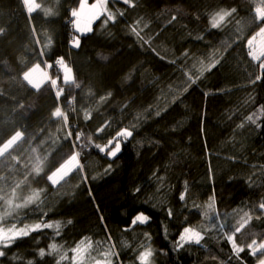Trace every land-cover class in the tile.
Listing matches in <instances>:
<instances>
[{
    "label": "trees",
    "instance_id": "1",
    "mask_svg": "<svg viewBox=\"0 0 264 264\" xmlns=\"http://www.w3.org/2000/svg\"><path fill=\"white\" fill-rule=\"evenodd\" d=\"M79 2L0 0V194L40 195L1 226L60 225L0 246V264H95L105 253L140 264L146 247L152 264H259L248 244L264 242V74L247 48L264 26L252 20L259 0H106L85 35L72 23ZM36 66L49 76L38 89L25 79ZM122 129L132 136L115 157L95 147H114ZM73 152L82 171L53 186L48 174ZM141 214L149 220L133 225ZM185 227L199 244L180 242Z\"/></svg>",
    "mask_w": 264,
    "mask_h": 264
},
{
    "label": "snow or ice",
    "instance_id": "2",
    "mask_svg": "<svg viewBox=\"0 0 264 264\" xmlns=\"http://www.w3.org/2000/svg\"><path fill=\"white\" fill-rule=\"evenodd\" d=\"M125 4H129L130 6H134L131 3V0H123ZM106 11V0H96V3L92 4L89 6L87 4V0H80L79 2V8H74L71 10V16L75 18L72 23L77 32H80L83 34L85 31H91V23L98 19L101 14H103ZM256 15L252 17V20L259 22L261 24H264V0H259V3L256 4L255 9H254ZM237 12V9L232 8L230 11L227 10H220L216 12L212 18H211V27L212 28H218L221 26V24L225 21L227 17L232 16ZM86 17L87 22L85 24H81V18ZM108 20H114L115 17L112 16L111 14H108L107 17ZM174 20L175 17H172ZM107 21H105L106 23ZM139 23V22H138ZM133 32H136V28L133 27ZM139 35V33H136ZM257 36L259 37H264V26H261L259 28V32L256 34V36H253L251 39L247 41V45L249 47V56L252 57L253 60L259 61V69L262 74H264V60L261 59L262 56H264V51H261L259 54L254 49V41L257 39ZM49 44H51V41H49ZM72 46L78 48L80 46V40L79 37H73L72 40ZM188 54L185 53V56ZM57 64L60 65V68L62 72L65 75L66 79H72V69L68 67L64 61L63 58H58L57 59ZM216 63H219L217 60L215 63L211 65V67H215ZM261 75H257L255 77V80L252 82L255 83L256 80H260ZM195 81H193L194 83ZM186 90V89H185ZM103 99V98H102ZM61 113L59 109L56 110L54 113L55 116H59ZM89 115L85 116V119H89ZM247 119L251 121L252 123H256V120L253 119V116H248ZM259 126V125H257ZM98 132H103L104 128L101 127L97 129ZM71 135V133H69ZM132 136V132L127 130V129H122L120 132L116 134V140L115 146L111 147L113 144V139L108 140L107 144L104 146H101L100 144H96L95 147L99 149L101 153H104L107 150V156L108 158H113L115 157L120 151H121V143L122 141L119 138H123L126 140L128 137ZM77 140L80 139V134H77L76 137ZM89 139H91L89 137ZM79 157V152H73L72 156L67 159L61 166H59L55 171L51 172L48 174V181L51 182L52 185L58 184L64 177H66L70 172H72L74 169H81L82 171V166L80 164V161L78 159ZM111 166H109L110 168ZM37 171H40L39 168H37ZM181 200L184 199V196L181 195ZM39 200V192L34 193L32 196L28 197V199L23 203V204H17L14 207L11 205V202H9V211L3 212L2 215H0V220H3L5 217L10 216L12 213L16 212L17 209H20L22 207L27 206L28 204L33 203L34 201ZM259 207L261 209H264V203H260ZM169 215H171V212H169ZM244 217H247L246 219ZM244 217L241 218V221H239V226L235 228V232H239L245 224L248 223V220L251 219V216L248 215V213L244 214ZM149 220V217L146 215H137L134 220H132V224L135 225L137 222L140 223H146ZM68 223H71V221H68ZM59 229L60 225L57 223L53 225L52 223H45V222H40V223H35L32 225H27L25 224L24 227L22 228H17L16 224H12L10 227L7 229L0 227V244L3 245V247H8L10 246L11 243H13L18 237L22 236H27L30 234V232L33 231H38L41 229H50L53 228ZM223 228V225L220 226ZM59 233L57 232V235ZM180 241L184 242H191L194 241L195 243L199 244L200 240L202 239L201 235L199 232L195 231L193 228L190 227H185L183 229V233L180 235ZM228 239L230 242H232L233 249L235 252L238 254L239 252L243 251V248L237 247L235 244V241L233 239V235L229 234ZM84 244V241H81V245ZM182 246V245H181ZM50 247L55 250L56 245L52 244ZM90 247V245H89ZM248 248L251 249V254L253 256L256 255V253L259 251L262 256H264V242L257 243L255 239L252 240L250 244H248ZM74 253H77L76 256L73 257L74 261H78L79 254L81 252V247L78 245L77 248L73 249ZM6 253L0 248V257H4ZM39 255L43 257L45 255V252L43 249L40 250ZM106 256L108 255H114V253H105ZM152 257V250L148 247L145 248L143 252H141L138 256V259L140 260V264H152L151 258ZM31 264V262H29ZM97 264H100L98 261ZM108 264H111V261H108ZM259 264H264V259L259 260Z\"/></svg>",
    "mask_w": 264,
    "mask_h": 264
},
{
    "label": "rangeland",
    "instance_id": "3",
    "mask_svg": "<svg viewBox=\"0 0 264 264\" xmlns=\"http://www.w3.org/2000/svg\"><path fill=\"white\" fill-rule=\"evenodd\" d=\"M86 23V21H81V24L83 25V24H85ZM75 30V29H74ZM91 31H92V28H91ZM91 31H85V32H83V34L82 33H80V32H77L76 30H75V32L78 34V35H85V34H88V33H90ZM254 36H256V35H254ZM71 45H72V43H71ZM73 47V46H72ZM73 48H76V47H73ZM247 48H248V50H249V47H248V45H247ZM254 49H255V51L257 52V54H259L261 51H264V37H259V36H257V39L254 41ZM251 57V56H250ZM252 58V57H251ZM261 59L262 60H264V56H262L261 57ZM255 62H259V61H257V60H254ZM35 69H37V70H35ZM30 72V71H29ZM27 73L26 75H25V79H26V81L28 82V84L32 87V88H34V89H38L40 86H42L45 82H47V80H48V78H49V76H48V73H47V69H46V67L45 66H36L34 69H32V71L30 72V73ZM34 73H37V74H34ZM72 77H73V73H72ZM63 81L64 82H66V83H69V82H72L73 81V78L72 79H66L65 78V75H64V73H63ZM1 152H2V149H1V151H0V154H1ZM74 170H76V169H74ZM73 170V171H74ZM72 171V172H73ZM72 172H70L69 174H71ZM68 174V175H69ZM67 175V176H68ZM66 176V177H67ZM65 178V177H64ZM63 180V179H62ZM51 183V182H50ZM57 185V184H56ZM56 185H53V186H56ZM34 193H36V192H33V193H31V194H24V193H22V194H20V193H16V192H13V193H8V192H5V193H1L0 194V200L3 202V203H1V205L2 204H4L5 203V207L3 208V210L2 211H0V215H2L3 214V212H5L6 210L7 211H9V202H11V205L14 207L15 205H17V204H23L27 199H28V197H30V196H32ZM39 198H40V195H39ZM38 200H36V201H34L33 203H35V202H37ZM32 204V203H31ZM0 205V208L2 207ZM29 205V204H28ZM27 205V206H28ZM18 210V209H17ZM0 227H2L1 226V220H0ZM5 229H7V228H5ZM181 243H189V242H184V241H180ZM191 242H194V241H191ZM195 243V242H194ZM0 246H3V245H1L0 244ZM105 255V254H104ZM102 255H100L99 257L101 258H99L100 260H99V262H100V264H108V261L110 260L111 261V264H116L115 263V261H114V259H113V257L112 256H102ZM95 264H97V262L95 263Z\"/></svg>",
    "mask_w": 264,
    "mask_h": 264
},
{
    "label": "crops",
    "instance_id": "4",
    "mask_svg": "<svg viewBox=\"0 0 264 264\" xmlns=\"http://www.w3.org/2000/svg\"><path fill=\"white\" fill-rule=\"evenodd\" d=\"M24 2L26 3V5H27V7L28 8H30V6L32 5V4H34V0H24ZM87 4L89 5V6H91L92 4L91 3H88V0H87ZM79 8V7H78ZM103 14H101L100 16H99V18L102 16ZM98 18V19H99ZM75 19V18H74ZM97 20V19H96ZM96 20H94L92 23H91V28H92V24L96 21ZM81 21H86L87 22V19H86V17H82L81 18ZM75 29V28H74ZM35 70H37V69H35ZM34 74H37V73H34ZM38 75V74H37Z\"/></svg>",
    "mask_w": 264,
    "mask_h": 264
},
{
    "label": "clouds",
    "instance_id": "5",
    "mask_svg": "<svg viewBox=\"0 0 264 264\" xmlns=\"http://www.w3.org/2000/svg\"><path fill=\"white\" fill-rule=\"evenodd\" d=\"M103 59H105V60H106V59H108V57H107V56H105V57H103Z\"/></svg>",
    "mask_w": 264,
    "mask_h": 264
}]
</instances>
